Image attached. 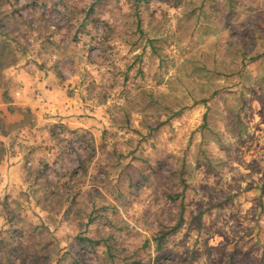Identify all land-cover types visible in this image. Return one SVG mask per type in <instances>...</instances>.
Masks as SVG:
<instances>
[{
    "label": "rangeland",
    "instance_id": "374dc122",
    "mask_svg": "<svg viewBox=\"0 0 264 264\" xmlns=\"http://www.w3.org/2000/svg\"><path fill=\"white\" fill-rule=\"evenodd\" d=\"M0 264H264V0H0Z\"/></svg>",
    "mask_w": 264,
    "mask_h": 264
}]
</instances>
